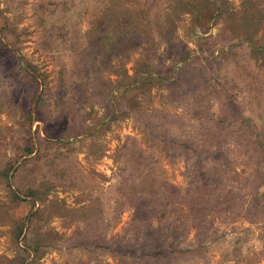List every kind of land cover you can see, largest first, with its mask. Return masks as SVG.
<instances>
[{
	"label": "rangeland",
	"instance_id": "obj_1",
	"mask_svg": "<svg viewBox=\"0 0 264 264\" xmlns=\"http://www.w3.org/2000/svg\"><path fill=\"white\" fill-rule=\"evenodd\" d=\"M0 264H264V0H0Z\"/></svg>",
	"mask_w": 264,
	"mask_h": 264
},
{
	"label": "trees",
	"instance_id": "obj_2",
	"mask_svg": "<svg viewBox=\"0 0 264 264\" xmlns=\"http://www.w3.org/2000/svg\"><path fill=\"white\" fill-rule=\"evenodd\" d=\"M133 142H135L134 140H133ZM157 251V250H156ZM154 253H155V251H154Z\"/></svg>",
	"mask_w": 264,
	"mask_h": 264
}]
</instances>
